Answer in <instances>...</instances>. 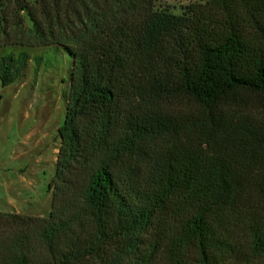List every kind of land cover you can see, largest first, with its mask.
<instances>
[{
	"label": "trees",
	"instance_id": "obj_1",
	"mask_svg": "<svg viewBox=\"0 0 264 264\" xmlns=\"http://www.w3.org/2000/svg\"><path fill=\"white\" fill-rule=\"evenodd\" d=\"M155 1L0 0L1 85L7 46L70 61L50 209L0 211V264H264V0Z\"/></svg>",
	"mask_w": 264,
	"mask_h": 264
},
{
	"label": "rangeland",
	"instance_id": "obj_2",
	"mask_svg": "<svg viewBox=\"0 0 264 264\" xmlns=\"http://www.w3.org/2000/svg\"><path fill=\"white\" fill-rule=\"evenodd\" d=\"M194 1L201 0H156L155 6L180 13L182 6ZM21 49L29 55L21 75L6 86L0 83V211L45 216L70 61L53 46L11 45L3 51L16 54Z\"/></svg>",
	"mask_w": 264,
	"mask_h": 264
}]
</instances>
